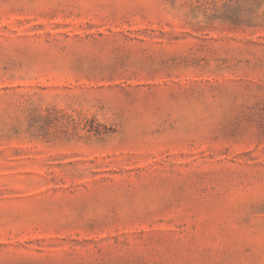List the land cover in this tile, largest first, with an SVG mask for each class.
Returning <instances> with one entry per match:
<instances>
[{"label":"rangeland","instance_id":"1","mask_svg":"<svg viewBox=\"0 0 264 264\" xmlns=\"http://www.w3.org/2000/svg\"><path fill=\"white\" fill-rule=\"evenodd\" d=\"M0 264H264V0H0Z\"/></svg>","mask_w":264,"mask_h":264}]
</instances>
